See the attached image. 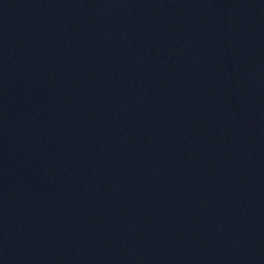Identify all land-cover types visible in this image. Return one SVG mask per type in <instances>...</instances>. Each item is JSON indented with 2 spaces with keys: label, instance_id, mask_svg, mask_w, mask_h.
<instances>
[{
  "label": "water",
  "instance_id": "95a60500",
  "mask_svg": "<svg viewBox=\"0 0 264 264\" xmlns=\"http://www.w3.org/2000/svg\"><path fill=\"white\" fill-rule=\"evenodd\" d=\"M0 264H264V0H0Z\"/></svg>",
  "mask_w": 264,
  "mask_h": 264
}]
</instances>
